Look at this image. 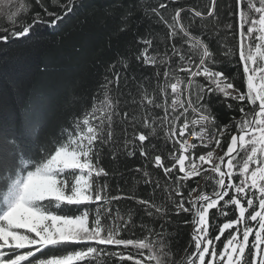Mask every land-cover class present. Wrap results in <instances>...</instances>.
Listing matches in <instances>:
<instances>
[{
	"label": "snow or ice",
	"instance_id": "6c2138e0",
	"mask_svg": "<svg viewBox=\"0 0 264 264\" xmlns=\"http://www.w3.org/2000/svg\"><path fill=\"white\" fill-rule=\"evenodd\" d=\"M34 3L39 11H31L32 0H0V45L26 42L40 25L55 29L76 7V0H50L59 11L49 10L46 0ZM234 5L235 64L237 73L243 66L246 90L223 69L236 53L226 43L216 46L218 0H208L203 10L180 0H114L120 14L111 35L130 34L127 54L104 66L90 95L69 97L79 113L45 133L36 118L42 101L36 100L20 125L0 122V264H99L100 256L121 264H206V257L207 264H264V0ZM133 61L151 71L130 75ZM214 104L230 111L228 123L218 121ZM105 155L111 170L101 164ZM137 155L142 165L128 168ZM150 167L162 171L163 186ZM117 175L150 186L152 195H108L106 178ZM121 199L141 207L129 208L125 217L110 206ZM141 212L150 218L139 225L146 235L121 238ZM182 214L191 217L179 223L192 226V251L176 258L170 226ZM230 214L234 218L218 223L212 236V220ZM226 230L217 252L215 241ZM108 245L132 246L140 258L99 247Z\"/></svg>",
	"mask_w": 264,
	"mask_h": 264
},
{
	"label": "trees",
	"instance_id": "16d2710c",
	"mask_svg": "<svg viewBox=\"0 0 264 264\" xmlns=\"http://www.w3.org/2000/svg\"><path fill=\"white\" fill-rule=\"evenodd\" d=\"M19 0H17V3ZM49 10L59 11L58 7H53L50 0ZM63 2V0H62ZM127 5L130 0H122ZM150 3H157L158 0H149ZM186 6H199L202 10L207 5L208 0H180ZM114 0H76V7L73 13L69 14L63 22L55 29L40 25L37 27L35 35L25 41H16L9 46L0 45V122H11L20 125L25 118L26 108L36 100L42 101L37 107L36 118L43 125L45 133H54L61 125L67 124L72 111L79 113V107L70 108L67 101L70 96L77 95L87 97L97 86V81L102 79L104 66L117 58L118 54H127V44L131 39L130 34H121L119 37L112 36L111 33L119 23V10H113ZM235 7L234 0H218L219 12V36L217 44L220 42L231 46L236 55L232 64L223 66L224 71L235 77L234 83L246 90L243 82V66L239 65L240 71L237 73L235 62L239 59V28L236 16L229 15ZM15 4L13 10H15ZM38 6L32 0L31 11H39ZM30 18V15H29ZM211 19V18H209ZM105 21L102 23L101 21ZM217 23L216 21L212 22ZM232 24V30L226 28L227 24ZM146 26L141 25V31ZM163 30V26H157ZM3 34V33H0ZM47 67L46 71H41L42 67ZM150 69L137 67L135 61L129 69V74L135 72L137 76L147 74ZM202 79V78H200ZM218 121L221 124L228 123L230 111L222 104L213 106ZM117 132L120 131L117 126ZM131 131V129H129ZM164 146L162 145V148ZM168 148L171 144L167 145ZM177 148L179 145L176 146ZM200 151H206L200 149ZM217 155L222 154L220 149H216ZM165 155L167 152L165 150ZM143 158L138 155L136 158L127 161L128 168H135L142 165ZM101 164L106 169L111 170L113 165L105 155L101 157ZM121 171H125L124 164H121ZM204 167H208L205 165ZM150 171L159 174L160 183L163 186L166 178L159 169L150 167ZM131 174L125 171V176ZM101 181L105 178L101 177ZM109 189L108 195H125L134 193L137 197L149 198L152 195V188L145 184L135 183L132 180L125 181L117 175L115 178H106ZM200 180V178H196ZM203 184L204 181L200 180ZM191 183V181H189ZM210 191V189H205ZM160 190L157 189V195ZM112 209L120 210L121 215H127L129 208H139L133 200L121 199L112 201ZM91 208L94 210L95 205ZM67 211V209H65ZM216 211L215 209L211 210ZM251 211V210H250ZM211 214V213H210ZM190 215L182 214L174 218L176 223L170 226L172 249L175 250L176 258H183L184 250L192 251L189 248L191 224L185 225L179 221L190 219ZM234 214L228 217H219L212 220L210 234L218 235L217 224L233 219ZM141 221L150 223V218L142 212L136 216L135 226L129 225L121 233V238L141 239L146 235L145 230L139 226ZM255 224V222H251ZM232 229L231 231H234ZM228 235L226 230L220 241H215L217 252L222 251V245ZM252 237H250V241ZM76 248L80 245L73 246ZM109 251L131 252L134 258H140L138 250L132 246L124 249L123 246H99ZM67 250H72L68 248ZM47 251V250H46ZM59 254L65 249L54 250ZM145 254L147 250H143ZM210 257H206V264ZM99 264H121L115 257L100 256ZM123 264H134L133 260H125Z\"/></svg>",
	"mask_w": 264,
	"mask_h": 264
},
{
	"label": "rangeland",
	"instance_id": "374dc122",
	"mask_svg": "<svg viewBox=\"0 0 264 264\" xmlns=\"http://www.w3.org/2000/svg\"><path fill=\"white\" fill-rule=\"evenodd\" d=\"M218 152L216 151V154H217Z\"/></svg>",
	"mask_w": 264,
	"mask_h": 264
}]
</instances>
